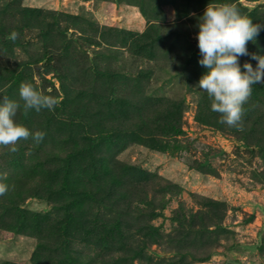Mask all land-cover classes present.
<instances>
[{
  "label": "rangeland",
  "instance_id": "obj_1",
  "mask_svg": "<svg viewBox=\"0 0 264 264\" xmlns=\"http://www.w3.org/2000/svg\"><path fill=\"white\" fill-rule=\"evenodd\" d=\"M211 2L264 24V0H0V99L59 100L16 116L42 142L0 146V264H264V83L242 130L218 122ZM247 49L242 71L264 29Z\"/></svg>",
  "mask_w": 264,
  "mask_h": 264
},
{
  "label": "clouds",
  "instance_id": "obj_2",
  "mask_svg": "<svg viewBox=\"0 0 264 264\" xmlns=\"http://www.w3.org/2000/svg\"><path fill=\"white\" fill-rule=\"evenodd\" d=\"M198 47L202 56L199 63L208 71L199 80V88L207 93L211 110L220 114L219 123L242 130L243 117L249 102L253 85L264 83V56L251 54L258 63H239L240 56L249 55L247 44L255 42L264 24H254L252 19L241 11L234 2H211L199 18ZM17 34L11 33L9 39L15 41ZM59 104L57 97L45 94L37 84L30 81L19 86V99L3 96L0 99V146L10 152H17L16 145L21 140L31 138L36 144L43 141L45 133H34L16 116L21 110L40 112L42 109L54 110ZM7 173L0 174V196L8 191L5 183Z\"/></svg>",
  "mask_w": 264,
  "mask_h": 264
},
{
  "label": "trees",
  "instance_id": "obj_3",
  "mask_svg": "<svg viewBox=\"0 0 264 264\" xmlns=\"http://www.w3.org/2000/svg\"><path fill=\"white\" fill-rule=\"evenodd\" d=\"M236 247H240V245H237Z\"/></svg>",
  "mask_w": 264,
  "mask_h": 264
}]
</instances>
